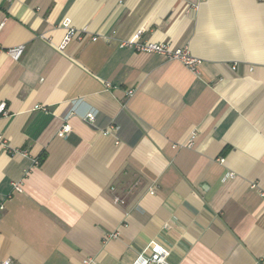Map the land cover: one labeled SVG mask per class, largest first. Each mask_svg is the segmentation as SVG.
Returning a JSON list of instances; mask_svg holds the SVG:
<instances>
[{"label":"crops","instance_id":"1","mask_svg":"<svg viewBox=\"0 0 264 264\" xmlns=\"http://www.w3.org/2000/svg\"><path fill=\"white\" fill-rule=\"evenodd\" d=\"M137 32L196 72L120 47ZM19 45L0 53V259L134 264L154 242L168 264H264V0H0V47Z\"/></svg>","mask_w":264,"mask_h":264},{"label":"built area","instance_id":"2","mask_svg":"<svg viewBox=\"0 0 264 264\" xmlns=\"http://www.w3.org/2000/svg\"><path fill=\"white\" fill-rule=\"evenodd\" d=\"M62 26L66 28L67 33L65 34L63 41L59 45L58 50L62 51L64 47L74 38H79L78 31L71 28L69 23L65 21L62 23ZM140 32H137L135 35H133L132 38L123 41L120 44V47L122 48H128L132 49L135 52L145 53V54H161L164 55L166 59L170 61H177L180 62L182 65H184L189 71H192V73L196 72V69L200 62L195 59L194 57H190L187 50L184 49H172L167 44H161V43H151L148 41H141L140 39ZM97 38L93 37L92 41H95ZM25 47L23 45H19L17 47L12 48H1L0 47V53L6 54L8 57H10L13 61L17 62L23 55ZM132 90H129L127 94L130 96L132 94ZM5 114V109L3 105H0V115ZM83 120L86 123L92 124L94 122V115L89 113L85 115ZM118 128L116 126L110 125L103 131H101V135L103 136H114V134L117 132ZM57 136L59 138H65L67 135L71 132L70 126L65 122L59 130H57ZM0 145L4 147V141H2V138L0 137ZM187 146H191L189 143ZM23 155H25V152H22ZM220 162L223 163V160H220ZM230 176V175H228ZM18 184H13L12 187L16 191H20V187H18ZM250 188L254 189L255 185L252 184ZM111 191L113 188L110 189ZM150 194H154V189L150 191ZM260 196L264 197V192L260 191ZM4 202L5 200L0 198V212L4 210ZM112 203L116 206H122L124 205V201L120 199L119 197L113 196ZM118 232H112V233H104L102 239L103 241H109L116 239L118 237ZM168 257L169 253L167 250H164L161 246L158 244L151 242L142 253H140L135 261L134 264H168ZM0 264H13L10 259H0ZM83 264H90L88 260L84 261Z\"/></svg>","mask_w":264,"mask_h":264}]
</instances>
